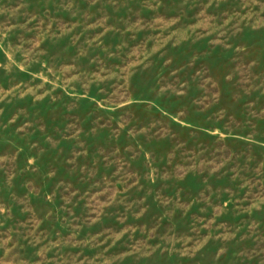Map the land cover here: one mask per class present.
<instances>
[{"label":"rangeland","instance_id":"374dc122","mask_svg":"<svg viewBox=\"0 0 264 264\" xmlns=\"http://www.w3.org/2000/svg\"><path fill=\"white\" fill-rule=\"evenodd\" d=\"M0 264H264V0H0Z\"/></svg>","mask_w":264,"mask_h":264}]
</instances>
